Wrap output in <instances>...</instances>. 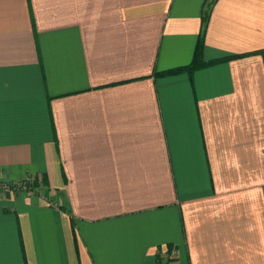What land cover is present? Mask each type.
Returning <instances> with one entry per match:
<instances>
[{
    "label": "crops",
    "instance_id": "0c3cea01",
    "mask_svg": "<svg viewBox=\"0 0 264 264\" xmlns=\"http://www.w3.org/2000/svg\"><path fill=\"white\" fill-rule=\"evenodd\" d=\"M199 35L216 60L162 72ZM26 176L0 264H264V0H0V178Z\"/></svg>",
    "mask_w": 264,
    "mask_h": 264
},
{
    "label": "trees",
    "instance_id": "16d2710c",
    "mask_svg": "<svg viewBox=\"0 0 264 264\" xmlns=\"http://www.w3.org/2000/svg\"><path fill=\"white\" fill-rule=\"evenodd\" d=\"M206 13H203V15L201 16L202 20L204 21L206 18ZM202 45H203V40H202V36L199 35V37L197 38L194 50H193V54L191 57V60L189 61V63L187 65L181 66V67H175L172 69H168L162 72H168V73H175V72H179L181 70H186L187 72H191L192 70L199 68L201 66H204L206 64H209L213 61H215L216 59H212V60H205L202 57Z\"/></svg>",
    "mask_w": 264,
    "mask_h": 264
},
{
    "label": "built area",
    "instance_id": "2783aa9c",
    "mask_svg": "<svg viewBox=\"0 0 264 264\" xmlns=\"http://www.w3.org/2000/svg\"><path fill=\"white\" fill-rule=\"evenodd\" d=\"M18 188V189H22L27 195H32L34 194L37 189L36 186L34 185L33 180L31 179V177L26 176L22 179L16 180V181H7L4 178H0V189H9V188ZM56 202H54L53 204H55Z\"/></svg>",
    "mask_w": 264,
    "mask_h": 264
}]
</instances>
